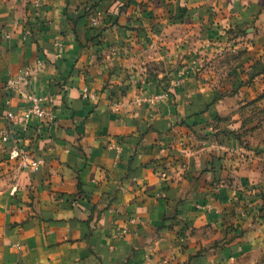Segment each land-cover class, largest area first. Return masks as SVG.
Masks as SVG:
<instances>
[{"label": "crops", "instance_id": "crops-1", "mask_svg": "<svg viewBox=\"0 0 264 264\" xmlns=\"http://www.w3.org/2000/svg\"><path fill=\"white\" fill-rule=\"evenodd\" d=\"M259 63L264 0H0V264H264V143L223 134Z\"/></svg>", "mask_w": 264, "mask_h": 264}, {"label": "built area", "instance_id": "built-area-1", "mask_svg": "<svg viewBox=\"0 0 264 264\" xmlns=\"http://www.w3.org/2000/svg\"><path fill=\"white\" fill-rule=\"evenodd\" d=\"M99 21L96 20L93 22L94 27H98ZM56 47L61 48V43H56ZM41 67V64L38 66ZM187 72L185 70L179 71L178 80L175 81V84L184 82L183 80L187 76ZM31 82V76L27 73L19 74L18 76L9 80L6 85V90L9 93L17 94L25 106L24 115L22 117L24 126L23 132L26 133L29 130V122L32 118H37L43 125H48L53 122L52 114L50 110L45 106L47 102H49V98L47 97H39L34 93L28 90V87ZM82 99L89 102H96L98 96L96 93L90 91L88 88H83L81 90ZM6 104H10V100L7 99ZM8 119L13 118L12 113L7 114ZM12 134L9 132H3L2 141L7 143L11 140ZM14 146L10 150V154L14 160L19 162V166L22 170L35 173L42 166L43 162L40 159L32 158L31 154L26 150L25 145L22 141H15Z\"/></svg>", "mask_w": 264, "mask_h": 264}, {"label": "rangeland", "instance_id": "rangeland-1", "mask_svg": "<svg viewBox=\"0 0 264 264\" xmlns=\"http://www.w3.org/2000/svg\"><path fill=\"white\" fill-rule=\"evenodd\" d=\"M234 35H231L229 38L232 40ZM227 50V51H226ZM243 54L246 53L244 49H241ZM241 51H236L233 49H225L222 54L226 57L225 65H222L221 69H225L224 72L233 70L235 64L241 58ZM218 55L217 53L214 54ZM219 56V55H218ZM214 58V57H213ZM260 65L255 66L254 68H249L246 73H248L252 78L259 77L264 73V63H259ZM244 73V72H243ZM252 83V81H246L243 84L247 85ZM240 87L237 90L233 89V93L239 92ZM242 101H237L233 110V113H230L225 121V123L232 122V128H227V132L233 133L235 136H239L243 144L246 143L248 137L254 138L258 144L264 143V92L260 97L255 100L242 98ZM234 99L232 102H236ZM237 122L235 123V121ZM249 142V141H247ZM256 149L255 151H257Z\"/></svg>", "mask_w": 264, "mask_h": 264}, {"label": "trees", "instance_id": "trees-1", "mask_svg": "<svg viewBox=\"0 0 264 264\" xmlns=\"http://www.w3.org/2000/svg\"><path fill=\"white\" fill-rule=\"evenodd\" d=\"M250 68H252V67H250ZM243 73V72H242ZM217 120L218 121H221L220 120V118H217ZM223 134H225V135H232V136H234L237 140H239L240 141V137L239 136H235L233 133H231V132H223Z\"/></svg>", "mask_w": 264, "mask_h": 264}]
</instances>
